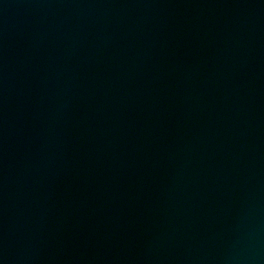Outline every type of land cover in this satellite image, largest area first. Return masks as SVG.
Listing matches in <instances>:
<instances>
[{
    "label": "water",
    "instance_id": "water-1",
    "mask_svg": "<svg viewBox=\"0 0 264 264\" xmlns=\"http://www.w3.org/2000/svg\"><path fill=\"white\" fill-rule=\"evenodd\" d=\"M0 264H264V0H0Z\"/></svg>",
    "mask_w": 264,
    "mask_h": 264
}]
</instances>
